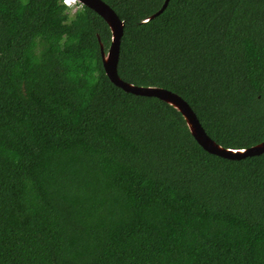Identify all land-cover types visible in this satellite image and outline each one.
I'll return each instance as SVG.
<instances>
[{
    "label": "trees",
    "instance_id": "trees-1",
    "mask_svg": "<svg viewBox=\"0 0 264 264\" xmlns=\"http://www.w3.org/2000/svg\"><path fill=\"white\" fill-rule=\"evenodd\" d=\"M118 72L189 102L218 143L264 140V0H104ZM111 29L63 0H0V264H264V153L205 150L125 91Z\"/></svg>",
    "mask_w": 264,
    "mask_h": 264
},
{
    "label": "water",
    "instance_id": "water-1",
    "mask_svg": "<svg viewBox=\"0 0 264 264\" xmlns=\"http://www.w3.org/2000/svg\"><path fill=\"white\" fill-rule=\"evenodd\" d=\"M85 6L98 12L109 24L111 29V42L106 49L101 44V54L105 71L112 82L123 88L125 91L138 95L155 96L176 108L184 117L191 133L198 143L208 152L231 160H240L248 156H255L264 153V140L249 147L231 148L226 147L214 140L203 127L199 117L187 100L175 91L161 86H143L129 83L121 78L118 72L122 38L125 31V21L111 5L104 0H80ZM165 0L163 6L155 14L146 19L149 20L160 14L168 5Z\"/></svg>",
    "mask_w": 264,
    "mask_h": 264
},
{
    "label": "built area",
    "instance_id": "built-area-1",
    "mask_svg": "<svg viewBox=\"0 0 264 264\" xmlns=\"http://www.w3.org/2000/svg\"><path fill=\"white\" fill-rule=\"evenodd\" d=\"M65 3L71 5L74 10L80 6H83L78 0H65Z\"/></svg>",
    "mask_w": 264,
    "mask_h": 264
},
{
    "label": "clouds",
    "instance_id": "clouds-1",
    "mask_svg": "<svg viewBox=\"0 0 264 264\" xmlns=\"http://www.w3.org/2000/svg\"><path fill=\"white\" fill-rule=\"evenodd\" d=\"M64 1V3H65V0H63ZM83 6H85L80 0H78ZM66 4V3H65ZM66 5H68V4H66ZM70 8H73L71 5H68Z\"/></svg>",
    "mask_w": 264,
    "mask_h": 264
}]
</instances>
